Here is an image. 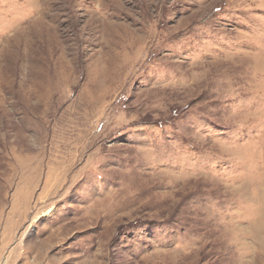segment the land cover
<instances>
[{
  "label": "rangeland",
  "instance_id": "obj_1",
  "mask_svg": "<svg viewBox=\"0 0 264 264\" xmlns=\"http://www.w3.org/2000/svg\"><path fill=\"white\" fill-rule=\"evenodd\" d=\"M0 264H264V0H0Z\"/></svg>",
  "mask_w": 264,
  "mask_h": 264
}]
</instances>
